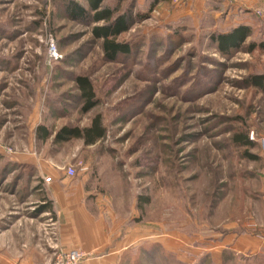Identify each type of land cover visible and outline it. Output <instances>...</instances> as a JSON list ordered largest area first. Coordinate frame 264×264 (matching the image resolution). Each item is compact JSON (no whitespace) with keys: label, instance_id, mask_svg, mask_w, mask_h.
<instances>
[{"label":"rangeland","instance_id":"374dc122","mask_svg":"<svg viewBox=\"0 0 264 264\" xmlns=\"http://www.w3.org/2000/svg\"><path fill=\"white\" fill-rule=\"evenodd\" d=\"M105 4L149 12L148 0ZM65 6L0 0V225L23 220L45 233L55 220L42 213L46 201V211H68L18 161L30 155L49 166L47 176L60 173L65 192L80 186L82 211H115L144 231L143 248L124 264H264V251L216 249L263 209L264 92L247 77L264 74V0L217 4V12L206 0L161 1L118 36L133 51L115 61L93 25L70 19ZM236 9L252 18L253 34L224 56L211 34L237 23ZM77 75L94 86L98 103L87 111ZM98 115L105 135L95 143L55 138ZM39 125L52 135L39 138ZM238 134L253 146L237 143Z\"/></svg>","mask_w":264,"mask_h":264},{"label":"crops","instance_id":"0c3cea01","mask_svg":"<svg viewBox=\"0 0 264 264\" xmlns=\"http://www.w3.org/2000/svg\"><path fill=\"white\" fill-rule=\"evenodd\" d=\"M206 2L214 12L220 10L217 4L226 5L213 0ZM233 12L239 18L238 22L221 31L241 24L254 27V21L247 13H239L237 9ZM18 161L33 166V177H40L56 205L68 207V211H54V214L42 211L49 212L55 219L45 233H36L29 223L20 219L5 227L0 225V264H41L52 259L57 251L71 248H80L88 254L82 264H124L127 254H135L143 248L144 231L137 226L126 225L127 217L122 218L115 211H82L80 207L84 193L80 186H71L65 192L67 187H64V180L57 170L51 169L52 181L45 183L49 166L30 155L18 157ZM74 187L77 189L73 190ZM256 197L261 200L262 211H250L252 219L246 223V227L233 229L234 234L229 239L219 241L216 249L229 247L242 254L264 251L263 188L257 191Z\"/></svg>","mask_w":264,"mask_h":264},{"label":"trees","instance_id":"16d2710c","mask_svg":"<svg viewBox=\"0 0 264 264\" xmlns=\"http://www.w3.org/2000/svg\"><path fill=\"white\" fill-rule=\"evenodd\" d=\"M66 12L70 19L77 20L87 25H93L91 33L97 39L103 41L104 57L108 61H115L121 56H129L133 51L130 42H121L118 36L128 31L134 24L136 19L145 20L149 12H151L158 3L164 0H148V11H132L126 10L120 12L119 5L111 6L105 4L106 0H86L87 5L80 3L78 0H65ZM221 3L218 0H213ZM253 33L252 27L249 25H238L228 31H218L211 34V39L217 44V50L224 56H232L239 51L246 39ZM256 43H251V48H255ZM262 46H264L262 44ZM78 88L85 99L84 110L94 107L98 101L92 81L88 76L77 75L75 77ZM247 83L255 86L264 92V74H254L247 77ZM38 137L45 140L52 133L47 127L39 125L37 128ZM105 135V129L101 124L100 116H96L90 126L80 128L78 126H63L57 133L55 138L58 140H68L72 137H79L85 140L87 144H93ZM237 143L243 146H253V141L249 139L247 134H238L235 137ZM249 157L256 159L257 155L249 154ZM147 200V199H146ZM46 211L49 208V202L43 205ZM54 214V211H51Z\"/></svg>","mask_w":264,"mask_h":264},{"label":"built area","instance_id":"2783aa9c","mask_svg":"<svg viewBox=\"0 0 264 264\" xmlns=\"http://www.w3.org/2000/svg\"><path fill=\"white\" fill-rule=\"evenodd\" d=\"M176 2H180L181 0H175ZM222 3H234L236 0H218ZM49 52L52 56L56 57L58 56V52L56 49L55 41L52 40L49 47ZM250 139H255V132H250ZM260 141L262 142L264 146V137L260 138ZM67 175L69 177H72L76 173V168L74 165H68L67 166ZM52 181L51 176H45L44 182L50 183ZM87 253L80 249V248H71V249H61L57 251L52 259L46 260L42 262L41 264H82L84 259L87 257Z\"/></svg>","mask_w":264,"mask_h":264}]
</instances>
